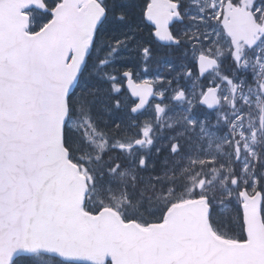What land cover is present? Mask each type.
Segmentation results:
<instances>
[{
    "label": "snow or ice",
    "instance_id": "snow-or-ice-1",
    "mask_svg": "<svg viewBox=\"0 0 264 264\" xmlns=\"http://www.w3.org/2000/svg\"><path fill=\"white\" fill-rule=\"evenodd\" d=\"M0 264H264V0H0Z\"/></svg>",
    "mask_w": 264,
    "mask_h": 264
},
{
    "label": "flooded vegetation",
    "instance_id": "flooded-vegetation-1",
    "mask_svg": "<svg viewBox=\"0 0 264 264\" xmlns=\"http://www.w3.org/2000/svg\"><path fill=\"white\" fill-rule=\"evenodd\" d=\"M138 74H139V75H146V74H148V75L152 76L154 73H153V72L144 73V72H140V71H139Z\"/></svg>",
    "mask_w": 264,
    "mask_h": 264
},
{
    "label": "bare ground",
    "instance_id": "bare-ground-1",
    "mask_svg": "<svg viewBox=\"0 0 264 264\" xmlns=\"http://www.w3.org/2000/svg\"><path fill=\"white\" fill-rule=\"evenodd\" d=\"M128 67H133L134 71H138V68L134 67V65L131 62H129Z\"/></svg>",
    "mask_w": 264,
    "mask_h": 264
},
{
    "label": "water",
    "instance_id": "water-1",
    "mask_svg": "<svg viewBox=\"0 0 264 264\" xmlns=\"http://www.w3.org/2000/svg\"><path fill=\"white\" fill-rule=\"evenodd\" d=\"M133 99H135V98L133 97Z\"/></svg>",
    "mask_w": 264,
    "mask_h": 264
}]
</instances>
